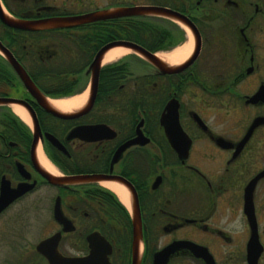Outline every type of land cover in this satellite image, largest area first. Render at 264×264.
Returning a JSON list of instances; mask_svg holds the SVG:
<instances>
[{
    "label": "flooded vegetation",
    "instance_id": "1",
    "mask_svg": "<svg viewBox=\"0 0 264 264\" xmlns=\"http://www.w3.org/2000/svg\"><path fill=\"white\" fill-rule=\"evenodd\" d=\"M132 7L170 10L181 20L103 15ZM0 10L30 21L97 15L89 23L41 31L13 29L0 18V41L42 95L25 87L0 52V63L9 69L0 72V98L20 101L32 121L19 117L13 104L0 105V195L4 183L12 189L35 184L0 219L27 196L52 188L54 230L42 240L61 233L59 252L82 258L90 255L88 236L99 233L112 246L110 264H132L130 209L102 185L121 177L140 207V264H154L156 254L175 242H192L207 258L182 246L167 264H223L220 246L232 239L238 240L233 264H248L252 227L245 192L258 176L253 199L264 247V0H0ZM191 36L189 56L168 64L164 56ZM119 49L127 51L108 61ZM87 91L73 118L56 117L41 103ZM34 122L42 133L37 149L59 173L53 175L102 178L73 185L43 178L32 154ZM165 124L181 130L172 138ZM57 199L71 231L55 219ZM231 222L234 234L227 231ZM36 246L34 252L49 264ZM32 252L24 249L13 264L31 262ZM258 264H264V252Z\"/></svg>",
    "mask_w": 264,
    "mask_h": 264
},
{
    "label": "water",
    "instance_id": "2",
    "mask_svg": "<svg viewBox=\"0 0 264 264\" xmlns=\"http://www.w3.org/2000/svg\"><path fill=\"white\" fill-rule=\"evenodd\" d=\"M156 14H163L170 18H178L181 20V17L178 16L175 12L170 10H160L155 7H132L126 8L122 10H113L111 12H106L105 15L107 18H116L120 16H140V15H156ZM0 18L2 22L10 28L21 30V31H41L46 29H57V28H64V27H71L77 24H84L92 22L95 18H97L96 14H89L85 16H77V17H59V18H51L45 20H37V21H30V20H21L16 19L12 16L7 15L4 11L0 10ZM182 21L187 24L186 21L182 19ZM0 52L7 58L8 62L11 64L13 69L21 78L22 82L24 83L25 87L36 97L40 98L42 95L35 86L34 82L31 80L27 72L24 68L16 61V59L12 56L11 52L2 44L0 41ZM152 60V59H151ZM153 62V60H152ZM165 64H163L164 66ZM166 67V66H165ZM168 71L169 68H166ZM166 70V71H167ZM43 107L46 108L48 112L53 114L59 118H73L76 117L77 114L75 113H64L56 110L53 108L47 99L43 98L41 100ZM2 104H21L20 101H17L12 98H0V105ZM89 108V105H88ZM30 112V111H29ZM178 119V117H176ZM34 143H33V159L35 161L36 168L38 169L39 173L43 178H45L48 182L53 185H73L79 183L90 182L94 180H98L102 178L101 176H92V175H79V176H67V177H60L47 172L44 168H42L35 157L36 149L38 145V139L42 136L41 130L37 124L34 122ZM166 125V124H165ZM255 124L250 129L249 133L246 135L245 139L241 142L240 147H243L244 144L249 139L253 129L255 128ZM179 127L174 128V126H167L166 130L168 134L173 138L176 136V132L179 131ZM181 130V129H180ZM51 138V136H49ZM262 176V175H261ZM259 176L256 177L254 180L250 182V184L246 188L245 192V213L249 219L250 225L252 227V235L248 242L247 246V260L248 264H258V261L261 255L264 252V247L259 240L258 235V225L256 220V212H255V205L253 199V192L255 189L256 182L258 181ZM113 182L119 183L124 187H129L131 191L132 198H131V226H132V255L133 261L132 264H140L141 260V246L143 244V226H142V219L140 213V207L138 203V199L134 190H132L131 186L127 184V182L121 177H114ZM35 184L24 183L19 185L17 188L12 189L9 187V184L4 183L1 188V195H0V214L15 200L20 198L23 194L27 192V190L32 189ZM54 216L55 219L64 225L65 231H71L73 228L69 229L71 226V222L64 216L62 212V208L60 205V200L57 199L54 209ZM61 233H57L47 239L40 241L36 249L37 251L42 254L44 257L47 258L49 264H110L108 255L111 253L112 246L111 244L102 237L99 233H93L88 236V241L90 243V255L87 257H66L62 255L58 250V245L60 242ZM186 246L192 249L196 254L199 256H203L207 258L206 252L198 251V249H203L200 246L192 243V242H175L172 245L168 246L160 253H157L155 256V263L154 264H167L170 255L177 250L178 248Z\"/></svg>",
    "mask_w": 264,
    "mask_h": 264
},
{
    "label": "rangeland",
    "instance_id": "3",
    "mask_svg": "<svg viewBox=\"0 0 264 264\" xmlns=\"http://www.w3.org/2000/svg\"><path fill=\"white\" fill-rule=\"evenodd\" d=\"M55 195L54 189L43 187L15 204L0 219V264L15 263L16 259H19L20 253L27 248L33 249L32 254H30L32 261H29V264L45 263L34 252V247L54 230L50 222L52 200ZM261 196H264V191ZM259 205L261 207L260 203ZM235 227L236 225L231 222L228 224L227 231L234 234ZM237 242L238 240H226L220 246V260L223 264L234 263L235 251L237 250L235 243Z\"/></svg>",
    "mask_w": 264,
    "mask_h": 264
},
{
    "label": "bare ground",
    "instance_id": "4",
    "mask_svg": "<svg viewBox=\"0 0 264 264\" xmlns=\"http://www.w3.org/2000/svg\"><path fill=\"white\" fill-rule=\"evenodd\" d=\"M192 46H193V39L191 36L189 42L186 45L178 49L173 54L165 55L164 60L168 64H176L180 61H183L185 58L189 56L192 50ZM126 51H127L126 49L116 50L108 56L107 60L110 61L113 58H115L117 55L122 54ZM87 97H88V91L81 95L74 96L69 99L50 100V105L60 112L73 113L78 109H80L85 104ZM12 109L28 125H32L30 116L24 108H22L20 105L13 104ZM37 156L41 166L47 172H49L50 174H56V175L59 174L58 171L50 164V162L44 156L41 146H39V148L37 149ZM102 185L112 190L127 208L129 209L131 208L130 193L124 186L116 182H103Z\"/></svg>",
    "mask_w": 264,
    "mask_h": 264
},
{
    "label": "trees",
    "instance_id": "5",
    "mask_svg": "<svg viewBox=\"0 0 264 264\" xmlns=\"http://www.w3.org/2000/svg\"><path fill=\"white\" fill-rule=\"evenodd\" d=\"M0 72H9V69L3 64V63H0ZM10 122H11V125L13 126V128L17 131L19 130V124L17 122V124L14 122V120L12 121L11 119H8ZM113 200V208H117L120 210L123 209V206L114 198H112ZM127 228L128 230L130 231L131 230V223L130 221L127 222Z\"/></svg>",
    "mask_w": 264,
    "mask_h": 264
}]
</instances>
